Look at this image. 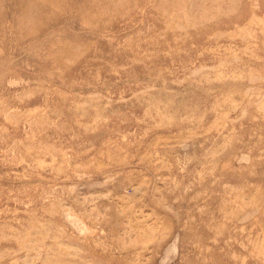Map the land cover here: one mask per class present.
<instances>
[{"label": "clouds", "instance_id": "9594fccd", "mask_svg": "<svg viewBox=\"0 0 264 264\" xmlns=\"http://www.w3.org/2000/svg\"><path fill=\"white\" fill-rule=\"evenodd\" d=\"M0 166V264H264V0H31Z\"/></svg>", "mask_w": 264, "mask_h": 264}, {"label": "rangeland", "instance_id": "374dc122", "mask_svg": "<svg viewBox=\"0 0 264 264\" xmlns=\"http://www.w3.org/2000/svg\"><path fill=\"white\" fill-rule=\"evenodd\" d=\"M30 3L31 0H0V8L4 9V12L0 13V20L11 19L14 14H19L26 11L30 7ZM216 128L219 129V131L213 129L211 135L220 136L222 134L223 136H228L229 132L232 130V125L224 124L223 127H221V125L218 123L216 124ZM12 170V166H0V175H3L4 173L10 172ZM15 170L23 171V166L17 167ZM163 174L167 175V172H164ZM0 185H2L3 189L5 190L17 189L21 187L20 183L13 184L10 180L7 179L0 181ZM3 194L6 195V193ZM189 195L191 196L192 193H190ZM5 204L10 209L17 207L22 208V206H17L13 202L7 200L0 202V208H3ZM18 215H22V212H19ZM81 227H83V225H81Z\"/></svg>", "mask_w": 264, "mask_h": 264}]
</instances>
